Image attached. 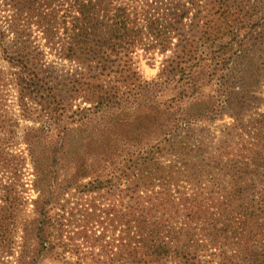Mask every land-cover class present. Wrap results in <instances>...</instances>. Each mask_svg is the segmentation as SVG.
Segmentation results:
<instances>
[{
    "label": "trees",
    "instance_id": "trees-1",
    "mask_svg": "<svg viewBox=\"0 0 264 264\" xmlns=\"http://www.w3.org/2000/svg\"><path fill=\"white\" fill-rule=\"evenodd\" d=\"M263 87L264 0H0V260L264 264Z\"/></svg>",
    "mask_w": 264,
    "mask_h": 264
},
{
    "label": "rangeland",
    "instance_id": "rangeland-1",
    "mask_svg": "<svg viewBox=\"0 0 264 264\" xmlns=\"http://www.w3.org/2000/svg\"><path fill=\"white\" fill-rule=\"evenodd\" d=\"M161 58L157 57L156 59L153 58H145L143 55L140 56V64H139V68L140 71L143 75V77L146 80H153L157 77L159 70H160V64H161ZM51 63H54L53 65H51V67L54 68V70H59L61 72H68L71 69H74L73 66L68 63V62H60V61H55L53 60V58H50ZM261 101H259L258 104H260V107L254 106L246 111H242L239 113V116L246 122L249 120H253L256 119L258 114H263L264 113V87L262 89V94L259 95ZM238 114V111L237 113ZM234 123V120L232 118H230L229 116H225L224 118L220 119V121H216L215 125L210 127V131L219 134V132H221V130L225 127V126H230L231 124ZM209 128V126L207 127ZM198 131H200V128H198ZM21 136V135H20ZM20 142V140H19ZM20 147V146H19ZM18 147V148H19ZM25 149L24 147L21 146V150ZM19 150H17L18 152ZM30 165H28V167L26 168L28 172V174L30 173ZM27 174V175H28ZM27 179H31V176H29V178L27 177ZM33 194V193H32ZM0 264H17L16 262V256H10L7 258H3L0 260Z\"/></svg>",
    "mask_w": 264,
    "mask_h": 264
}]
</instances>
